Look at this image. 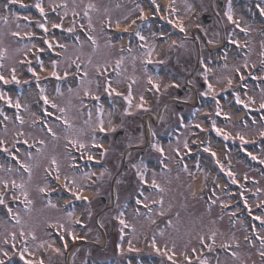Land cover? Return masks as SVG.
<instances>
[{
    "label": "snow or ice",
    "instance_id": "obj_1",
    "mask_svg": "<svg viewBox=\"0 0 264 264\" xmlns=\"http://www.w3.org/2000/svg\"><path fill=\"white\" fill-rule=\"evenodd\" d=\"M16 4H21V6L25 8L28 7L27 5L22 4V0H4L3 8L5 11H8L11 6ZM148 4L150 5L149 10H146L145 7L140 3H137L135 8L132 10L139 13L136 19L131 20V24L136 25V27L132 29L131 32L127 27L123 29L122 34H128L130 39L128 41L127 47L123 45L120 46V55L114 61H109L107 59L103 60V62L99 60L94 61L92 55H89L87 58H85L82 52L85 43L91 47L93 54H95L99 49V44L96 37L97 28L93 23V18L91 15L92 12L99 11V9H97L96 5L93 3H88L87 5L83 6V16H81L80 12L77 11L81 5L78 4L76 0H72L71 4H69L68 0H61V2L58 4L52 3L50 0L48 10L45 9L44 0H36L33 7L38 11L40 19L35 21V28L37 31L43 30V35L37 36V33L31 30L24 31L23 33H21L19 30L7 33L12 37L17 38L18 41H27L23 43L22 47L12 50L11 53L9 48L5 47L3 43V36L5 33L0 32V83L3 85L15 84L21 86L22 88L26 85L31 86L32 84H35L38 97L36 104L39 108V114L32 112L28 105L21 103L20 96H16V98L13 99V97L4 91L3 88H0V100H3L7 105H10L16 110L15 119L13 120L12 117H9L4 113L3 109H0V115L4 116L5 120V123L2 126L4 135H0V150H2L6 156L11 157L18 165L16 168L10 166L5 169L4 165L0 164V169L5 170L9 174L16 173L20 176L19 183L15 178L0 177V206L3 208V215L8 221L14 222L13 229H19L18 231L12 230L10 232L0 234V244L13 249V251L10 253L8 247L0 246V264H14L13 257L15 256H19V258L24 261V264H44L43 258L37 261L34 257L35 251L39 250V248L44 247L45 245H47L46 250L51 249L55 253L62 252L61 247H55L54 242L49 243L48 241H42L41 243L36 244L35 249L30 247V244H35L38 239L36 228L40 225L32 221L31 212L33 200L29 198V190L31 187L34 169L40 168L42 163H46V166L43 167L44 183L43 186H39L37 188V192L46 201L45 206L50 209L59 208V205L53 202L51 199L53 192L56 191V189L51 186L53 183L59 186L60 191L57 193V195L60 199H64L65 196L70 197V199H68L63 205L64 209L66 210L64 212V216L47 218L42 222L43 226L52 229L54 232L61 233L59 238L62 242L63 249H67L68 247V241L64 239V236H70L72 241L86 239V237L78 236L75 231L72 230V225L87 227V225H85L82 220L75 218V202H85L86 205L91 204L89 197L83 193L86 188L90 187L91 184L94 183L91 178L93 175H95V173L91 170L83 171L79 167V160H84L86 162L93 161L95 159V155L92 152L93 148H99L101 150V156H107L109 149L105 148L103 143L98 142V134L115 133L118 127H123L122 124H113L111 119L113 113L111 111L107 113L109 119L106 126L104 104L100 103L101 94L111 98L118 97L125 101L126 107L124 108L122 115H131V110L133 107L145 111L149 110L146 108L147 101L144 94L139 95V103L133 104L135 99L133 94V86L137 83V78L135 76L128 77L130 82L127 84L126 93L118 91L117 88L113 87L114 80L113 76L109 74V67L111 66V71L115 77V83L120 84L122 82L121 77L124 76L126 71L125 60L128 57H131L133 66H135V62L138 57L133 55V53L134 51L138 50L142 53L143 68L145 74L147 75V87L145 90L152 91L155 94H159L161 91L160 78L158 76L148 74L147 65L152 63H163V61L152 60V55L156 50V45L154 43L149 45L148 36L144 35V31L147 29L149 34L154 39L159 38L164 42L170 39V36L166 34L163 29H160L157 32L151 31V19L152 17L160 16L161 5L157 2V0H148ZM255 7L259 12L260 17L264 19V0H259ZM165 10L168 14L162 18L173 28L179 29V31L184 34L185 39H187L188 28L180 16V8L176 6V0H169ZM193 10L194 4L189 3V0H184V11L186 13H191ZM49 11L57 16H60V13L62 12L63 15L60 16V22L51 21L49 19ZM69 13H71L72 22L70 26L65 29L63 19L68 17ZM149 13H151V15ZM131 14L132 12H129L123 17V19L127 21ZM14 15L17 21L23 19L28 21L29 24L32 23V18L30 16L21 17L19 13ZM225 15L227 21L233 26L232 32L225 37L226 44L234 46L237 49L238 54L243 53L244 49H248L250 51L251 49L248 42H242L239 39L234 38V35L236 29H239L240 32L246 36L251 35L252 25L249 24L247 26H242L243 17L235 18L231 0H228V7ZM77 17H80L81 20H87V24H78L76 19ZM137 20H139V24H137ZM0 21H2L5 25L8 24L9 16H0ZM113 23H115L116 28L119 29L121 21L119 19L113 21L110 15L107 16V18L101 23L100 31L104 32L108 29H111ZM77 24L85 36L83 41L80 39V35L77 34ZM49 25H51V29L63 30V32L71 34V38L73 39L74 43L70 46L67 43H61L58 39H48L47 34L50 32ZM16 27L19 29L20 25L17 24ZM196 28L201 31L203 36H208L207 29L201 28L199 24L196 25ZM131 38H135L137 40L135 49L133 47ZM37 39L42 41L43 47L34 42ZM194 39L199 40L200 37L196 36ZM206 43L207 45L219 44V33H213V38L207 39ZM176 45L177 41L173 40L171 42V46ZM179 46L183 47L184 45L181 43ZM199 46L200 49L203 50L205 45L204 43H201ZM70 47L72 49L71 55H69ZM113 47H115V45L112 44L111 38H109L106 43V48L111 49ZM262 48H264V41H262ZM57 49H59V51H57ZM45 52L49 53L47 57V63L43 58ZM30 53L34 57L35 66L33 64V59L28 58ZM16 54H22L24 59H14ZM218 54L224 61V63L220 65L219 69L209 66V64L212 63L210 58L201 56L198 61L200 64V70L198 71L197 75L200 76L203 81L201 86L202 90L198 91V95L201 98L211 97L213 100V110L212 112L205 113L209 123V128H205L202 123L195 124V127L199 131L208 133L209 135L214 133L217 137L221 138L223 142L236 143L238 141L239 146L243 148V150L249 157H251L252 160L259 159L260 163L264 164V159L254 155L252 152H248L247 148L244 147L245 145L256 143L255 140L248 139V135H250L249 132H233L229 130L230 127H235V125L232 123L233 116L230 111L225 110V106L221 103V100L223 99L229 104V106H242V108L245 110V118H241L238 121L242 129L249 128V120L247 117L251 116L253 111L260 115V124L264 125V87L259 88L258 100L255 95H249L250 89L248 84L249 80L254 82L258 81L260 84H264V59H261L260 61V75H256L252 71H248L247 75H245V72L242 71V69H249L247 53H244V62L242 64L233 65L231 68H229L227 63V49H219ZM260 55L261 57H264V51H261ZM6 60H11L13 62L8 69L7 75L4 72ZM18 67H24L30 74L31 79H21L17 75ZM73 68L75 71H70ZM251 68L255 69L256 64H252ZM37 69H39V71ZM89 69L93 71L94 78H90ZM42 73L48 74L42 76ZM70 76L76 83V88H73L71 84H69L67 91L69 94L80 98L77 115H80L85 111L87 115V119L83 121L82 127H77L73 122L74 117L69 115L70 110L74 107L71 104V101L69 100L64 105L57 103L56 99H50L47 86H41L42 80H54L56 82L54 88L55 96L58 99L63 98L64 91L61 88V83H67ZM237 78L239 81L238 83ZM193 82L194 81H189L190 84ZM93 84H95V91L92 88ZM180 87L181 85L175 82H170L163 85L165 92L169 88L179 89ZM81 92L83 93L82 97L80 95ZM230 94L232 95V100L228 101L227 98ZM84 97H88L92 101L96 102L93 107H88L84 104ZM112 103L113 107H115V99L112 100ZM49 106L54 111H49ZM93 108L96 110L95 120H93ZM22 110L29 113L31 125L34 127H41L53 141H59L61 139V137L57 134V131H54L53 127L55 124H59V127L63 129L64 132V161H66V164H62L61 160L56 154H49L47 152L48 145L44 139L37 140L34 137H31L30 133H26L23 130L26 121L24 116L20 115ZM199 111L200 109L195 110L193 113V118H195ZM221 117L223 118L224 126H219L217 123V120ZM183 119V116L178 117V121L181 124L183 123ZM50 120L52 121L51 123ZM8 121H13V123L16 125V128L13 130V134L10 138H6L9 134ZM251 123L252 126L257 124L255 116L251 117ZM184 127L187 128L189 125H184ZM258 135L261 138V142H264V127L259 128ZM152 136L154 138L156 137L155 131L152 132ZM180 143L179 137H177V145H180ZM207 143L208 146L204 147L203 151L209 153L214 158V162L218 166L219 171L226 175V178L231 182V184H239L240 181L236 178L237 174L232 170L231 163L229 162L227 167L225 164L221 163L217 153L213 151L210 146L211 141L209 140ZM9 144L11 147L8 146ZM20 144L26 146V150L23 153L25 157L24 159H21L19 148L17 147V145ZM128 147H132V144L129 143ZM149 148L159 154L157 163L159 166H161L160 174L164 175L167 172H170L171 169L169 168L168 163L165 161H171L173 156L165 154V148L161 142L154 139L149 143ZM182 148L186 150V154H191L193 151V149L189 146L187 139L182 142ZM69 149H73L74 152L78 154V156L74 155L73 151H70ZM172 152L178 157L177 163L182 166L183 171L187 172L190 176H193V179H195L194 174L188 171V165L183 162V157L179 156L181 147L177 146L173 148ZM131 166L133 169H135V174L142 185V187L138 190L139 195L135 198L134 203L137 206L143 205L145 209H148L147 219L152 223H155V221L152 220L151 215L153 209L149 207V203H146V201H150L152 205H156L160 209L159 215L164 216L165 201L163 194L165 193L166 189L161 186L160 183H158L156 179L157 173L155 170L152 171L151 179H149V169L143 159H141L136 164H132ZM196 167L199 169V162H197ZM63 168H66V170H62ZM78 172L79 175H77ZM106 172L107 169H105L104 172H101L100 177L103 178ZM25 176L27 179L24 178ZM62 176L63 180H61ZM243 179L245 181L249 179L247 174L243 176ZM83 181H89L91 183L86 184L83 183ZM253 182L255 183V181ZM143 186H147L151 191L157 192L159 194V199H153L150 196L144 195ZM216 187L219 188V185ZM244 187V184H240L241 189H244ZM211 190L215 191L216 189L214 188ZM247 191L250 192L251 189H247ZM224 192L225 195L230 197L229 201L226 202L219 197L216 199L210 198L208 202L209 211L213 205L217 204L218 201L222 212L223 210L232 206L231 193L227 187H225ZM256 195L257 197L264 195V189L257 188ZM239 196L243 198V204L246 208V211L250 214L252 211V206L248 204L247 198L244 197V191H240ZM11 203H17L18 205L22 204L23 211L28 217L27 220L22 218L20 208L18 207L14 210L11 206ZM117 207H119V203H117ZM125 207H127V205H125ZM239 207L240 201L238 200L235 205L236 210L232 211L231 213H224L229 215L230 219H233V223L238 222L234 218L237 215V211H239ZM257 207L261 208V211L264 212V202L258 204ZM134 211L136 215H140L139 207H136ZM224 214L219 217L220 220L224 219ZM86 215L88 218H91L92 212L90 207H86ZM176 215L178 216L179 213H176ZM123 217L124 212L121 211L117 216L119 224L122 226L120 228L121 233H123L124 229L129 226ZM253 219L259 221L262 230H264V215L254 216ZM65 221L70 222V224L65 226ZM167 223L169 226L172 225L171 220H168ZM209 223L215 224L216 221L210 220ZM101 227H103L102 224ZM254 227L255 225H253V228ZM133 231H135L134 227ZM160 235H163V232H161ZM254 235L256 237L255 241L247 235L244 237V240L252 248L256 247V241H258L259 248L257 249V254L261 259V264H264V234H262L261 231H257L254 233ZM218 237H223V234L218 230H210L208 233L199 234V255H197V247L189 248L187 244L182 250H178L175 241H172L171 249H169L167 243L164 245L163 249H161V247L156 244L155 236H153L151 247L162 258H166L163 264H167V262H171V264H193L194 260L195 264H212L209 257L203 255L205 249L208 253L214 254L216 256L215 264H221L219 254L217 252ZM121 239H123V236ZM17 240H19L21 244L19 249H17ZM234 248L236 250H233ZM219 249L229 254L234 261H239V264H248L247 260H244L240 256L238 251L240 249V241L236 240L235 236L231 237L229 240H222L219 245ZM120 250L121 254L123 255L122 245L120 246ZM129 251L139 252L140 249L133 248L131 246V242H129ZM178 251L183 257L182 261H179L175 258ZM25 254H27V257ZM129 264H131L130 261ZM252 264H255V261H253Z\"/></svg>",
    "mask_w": 264,
    "mask_h": 264
},
{
    "label": "rangeland",
    "instance_id": "obj_2",
    "mask_svg": "<svg viewBox=\"0 0 264 264\" xmlns=\"http://www.w3.org/2000/svg\"><path fill=\"white\" fill-rule=\"evenodd\" d=\"M25 3H35L36 0H22ZM52 3H60L61 0H51ZM69 4L72 3V0H68ZM76 2L78 4L81 5L80 8L77 9V11L80 12V15L83 16V6L87 5L88 3H93L96 5L97 9H99V11L96 12H92V18L93 21H96L97 23L95 24L96 28H97V32H96V37H97V41L99 44V49L98 51L93 54L92 53V49L91 47H89V45L87 43H85L84 48L82 50L85 58H87V56L92 55V58L94 61H101L103 62V60L107 59L109 61H114L116 58H118V56L120 55L119 53V48H120V41L118 39L116 40H112L111 42L113 45H115V47L108 49L106 48V43L109 39V36L106 35L105 32H101L100 31V26L101 23L107 16H111L112 20L115 21L117 19H119L120 21L123 20V22H127V25H129L130 27L134 26L133 24H131V18L135 15H137L138 12L132 11L135 8V4H128V5H115L114 2H112L111 0H76ZM162 2V1H161ZM259 0H250L248 1V4H243L240 3L239 0H231V4H232V8H233V12H234V16L235 18H240L242 17L241 15H243V20H242V26H247L249 24L252 25V32L251 35H241V32L239 29L235 30V35L234 38L236 39H251L253 40V51L250 50V52L248 53L247 57H248V63H249V69H242V71L245 72V75H247L248 71H252L254 74L257 73L258 75H260V61L261 59H264V57H261L260 53L262 51V41H264V36L263 35H259L258 34V30L261 28V18L259 13L257 12V9L255 8L256 3H258ZM49 3L50 0H44V6L45 9L49 8ZM164 3V2H163ZM189 3H193L194 4V10L191 13H186L184 11V0H176V6L180 8V16L183 19L185 25L188 28V40H191V42L194 41V37L195 36H199L198 31H196L194 28H196V25L199 24L202 27L201 24V16L203 13H205L207 10L210 9V6H212V1L211 0H189ZM146 10H149L150 8H148V6H144ZM214 8H216V11L219 12L222 16H223V24H221V27L219 25L220 21L219 20H212L214 21V23L218 24V27H212L210 28V26H207L209 28H205L208 31V35L211 36V38H213V33H219V44L221 42V39L223 37L224 34L221 35L222 33V29L224 30V32H226L227 34L231 33L233 28L231 27L232 25L227 21L226 18V11H227V7L228 4L226 6H224L222 10H219V8H217V5L213 6ZM226 7V8H225ZM162 9V7H161ZM164 10V8H163ZM129 12H132V14L130 15L129 19L127 21H125L123 19V17L125 15H127ZM240 15H239V14ZM161 14L163 15H167V11H162ZM63 13H60V16H62ZM0 16H3V11L0 10ZM60 16H58L59 18H54L55 20L53 22H59L60 21ZM69 16H71V13H69ZM68 16V17H69ZM107 18V17H106ZM64 20H68L69 18H66ZM63 20V21H64ZM78 23H87L85 21L87 20H81L80 17L77 18ZM152 24V28L151 31L155 32V26L157 25V23ZM19 24L20 27L19 29H17L16 25ZM64 27L67 28L69 27V25L65 24L64 21ZM26 27L25 29H23V24L22 23H18V21L15 18H10L8 21V24H4L2 21H0V32L5 33V35L3 36V43L4 46L9 48L10 53L12 50L16 49V48H20L23 46V43L27 42L26 40L24 41H18L17 38L12 37L11 35L7 34L11 31H21V33H23L24 31H28L31 30V26L28 25V21H26ZM230 28V29H229ZM229 29V31L227 30ZM32 31V30H31ZM228 31V32H227ZM144 33L149 34L148 30L146 29L144 31ZM237 33V35H236ZM67 37V39H63V40H71L72 38ZM241 35V36H239ZM146 36V35H145ZM239 36V37H238ZM52 36H49V38H51ZM200 37V36H199ZM221 37V38H220ZM53 38V37H52ZM62 40V43L64 42ZM187 40V41H188ZM67 44H69L70 42H65ZM149 45L151 44H155L156 45V50L153 54L156 55L155 58L159 59V60H169L170 56H168L167 52L169 51V49H165V46L163 43L161 42H157L154 38L152 39V41L148 42ZM199 43L201 44L202 42L199 41ZM73 43L71 42L69 45L71 46ZM181 44V43H180ZM179 44V45H180ZM194 44V45H193ZM193 44L189 43V42H184L183 43V47H180L179 45L177 46V50H179L178 53H176L174 55L175 58H182L181 61L184 63V68L190 70L193 69L195 67V62H193V64H191L190 62H188L187 59L183 58L185 56H194V53H196L195 48V42H193ZM228 51V60L227 63L229 65V68H231L233 65H239L242 64L244 62V58H240L237 60H234V50H232V48L227 47L226 48ZM204 51L206 52V57L207 58H215L217 53L212 50V53H210L209 49H204ZM214 51V52H213ZM72 53V49L70 47L69 49V55H71ZM127 55V54H126ZM133 55L137 56L138 59L135 62V66H133L131 68V66L133 65V62L131 60V57H128L125 60V68L129 67V69L132 70H138L139 67L141 66L142 63V53L139 51H134ZM204 56V55H203ZM211 56V57H210ZM47 63V57H43ZM14 59H18V60H23L24 56L22 54H16ZM154 59V57H153ZM192 60V58H191ZM214 60V59H213ZM219 60H223V59H219ZM212 61L215 65L217 63V65L220 67V65L223 62L221 61ZM207 62V60H206ZM12 61L11 60H6L5 61V68L4 70L6 72H8L9 67L12 65ZM212 63L209 64V66H211ZM252 64H256V68L252 69L251 65ZM63 66V65H62ZM128 70V71H130ZM70 71H75V69H71ZM90 72V78H92V76L94 75L93 71L91 69H89ZM48 73H42L41 75H47ZM126 74V73H124ZM128 78V77H127ZM238 79H237V83H238ZM54 83H56L54 81ZM71 84V86L73 88H76V83L71 79H69L68 83H64L61 84V88L64 91V97L63 98H56V102L60 103L61 105H64L66 102H68L69 100L71 101V104L74 106L71 110L69 115L74 117L73 122L76 124L77 127H82L83 126V121L85 119H87V115H86V111L81 113L80 115H77V109L79 108V104H80V98L76 97L72 94H69L67 91L68 85ZM41 86H46V83L41 84ZM95 85H92L93 90L95 91ZM250 86V91H249V95H255L257 97V99L259 100V89L260 87H264L263 84H261L259 87L257 86ZM81 97L83 96V93L81 92ZM16 96H20L21 99V103L28 105L30 107V110L32 112H36L37 114H39L37 112V110H35V104H36V100L38 99L37 97V89L35 90H31V89H24V87L21 89L16 90V93L13 95V99L16 98ZM228 101L232 100V95H228ZM84 104L87 105L88 107H90L89 104V100L90 98L88 97H84ZM221 103L225 106V110L226 111H230L232 113L233 116V120L232 123L233 125H235L234 128L230 127L229 130L236 132V131H246L249 132L250 135H248V139L250 140H255L256 142H259V145L256 146V148L253 149H248L249 152H252L254 155L260 157L261 159H264V142H261V138L258 135V130L261 127H264V125H261L260 122H258L255 126H252L251 121L249 122V128L248 129H242V127L239 125L238 123V115H240V112L243 111L242 106L240 105H232L229 106L228 103H226L223 99L221 100ZM258 106V105H257ZM209 108H213V103L211 105L208 106ZM109 111V109H107ZM3 111H5V109H3ZM205 112L207 113L208 111L206 109H203L202 111H200V113L202 114V117L205 115ZM253 113V112H252ZM9 117H12L13 120L15 119V113H7L6 114ZM22 116H24L26 124L24 125L23 130L26 133H30L31 137H34L35 139L39 140V139H44L46 144L48 145L47 148V152L49 154H56L58 156V158L61 160V156H63L64 151V144H65V140L63 139V129H61L59 126L54 125V131H57V134L61 137V139L59 141H53L51 139V137L46 134L43 129L41 127H34L31 125V121H30V116L29 113L24 112L22 110L21 114ZM252 116H254L255 114H251ZM95 115H93V120H95ZM109 118H106V123L108 121ZM202 120V118H201ZM203 123V122H202ZM219 124V123H218ZM8 128H9V134L8 137L10 138L11 135L13 134V130L16 128V125L13 123V121H8ZM0 135H4L3 131L0 132ZM191 134H187V133H182L179 134L178 136L174 137L173 143L171 144V155L173 156V152L172 149L179 146L181 147V152L184 151V149L182 148V142L187 139L188 143H190L191 140ZM177 137H179L180 140V145H177ZM199 138H203V134L199 136ZM197 140V139H195ZM142 141V142H141ZM144 139L142 138H132L131 139V144L132 147H128L126 145L121 146L122 149H125L128 147V150H130V152H132L133 150H135L137 147V145L143 144ZM146 147V148H145ZM204 148V147H203ZM212 150L215 152L217 151L218 154H222L221 150V145L215 141H213V144L211 145ZM139 149H146L147 150V146L143 145L142 147H140ZM148 149L149 146H148ZM114 150H121L119 146H117ZM132 150V151H131ZM25 152L21 150V153L23 154ZM94 154L98 155V152H95ZM24 156V155H23ZM231 157V156H230ZM233 159H235V155H232ZM116 158L119 159V157H114L112 159V161L117 160ZM222 159V158H221ZM259 160V159H258ZM223 164H225V166L227 167V164L229 163L228 161H224L223 159L221 160ZM234 164H235V168L233 169V171L237 174V179L240 181L241 177L243 174H248L251 177L257 178L258 173L255 169L250 168L249 166H247L246 164L244 165L242 162H238L237 160H233ZM260 161V160H259ZM65 161L62 160V164H64ZM4 168L7 169L8 167L6 166V164L4 163ZM46 165V163H42L41 166ZM170 167L174 170H171L170 172H167L164 179L162 177V175L160 174L161 172H159L157 174V178L160 181L161 186H163L166 191L163 194L164 195V210H165V215L167 214L168 217H170L172 215V213L176 212L179 213L178 216L171 218L172 221V225L169 226L168 223H165V225L163 226V228L161 230H159L158 232H154L153 236H155L156 238V244L158 246L161 247V249H163L164 245L167 243L169 249H171L172 246V241H175L177 244V249L178 250H182L183 247L187 244L189 248L191 247H197L198 252L197 255L200 254L199 252V248L200 245L198 243V235L199 234H205L208 233L210 230H218L220 233L223 234V237H218L217 239V252L219 254V259L221 260V264H239V261H234L229 254L225 253L224 251H221L219 249V245L222 242V240H229L231 239V237L235 236L236 240L240 241V249L238 250L240 253V256L244 259L247 260L248 264H252L253 261H255V264H261L260 260H259V255L257 254V249L259 248V243L258 241H256V247L252 248L249 246V244L244 240L245 234L243 232V227H242V221L241 220H237L238 222L233 223L230 221V217L227 214H224V219L220 220L219 217L223 214L220 211V204L219 201L217 202V204L213 205L211 210L209 211L208 209V202L209 199L207 197V192H205V195L202 196H197L196 194H194V185H186L187 184H192L193 181H195L198 186H200L199 184H201L202 182H205V184H207V182H210L214 185V183L217 182V177L218 176H214V173H212V171H208L210 172L209 177L211 178L210 180L207 181L208 177L204 174H200V175H195V179H193V177H189L187 178V182H184V178H183V172L177 171L173 165V160H171V164ZM13 168H16L13 166ZM192 167L190 168V165L188 166V170L189 172L193 171L191 170ZM249 169V170H248ZM62 170H66L65 168H63ZM43 171V168H36L34 169V173H33V178L31 181V187L29 190V198L31 200H33V205H32V212H31V217H32V221L35 223H38L40 226H38L36 228V233H37V241L35 242V244H30V247L35 249L36 244L41 243L42 241H48L49 243L54 242V246L55 247H59L56 243L55 240L50 239L48 237V232L44 231V226L42 224V222L47 219V218H54V217H63L64 214L61 213L59 211V209H50L47 208L45 206L46 201L43 199V201L41 202L39 200V195L37 192V188L36 186L39 185H43L40 182V177L39 174L41 175ZM109 174L108 176L114 179V173L111 172V170L109 169ZM96 171H94L95 173ZM39 173V174H38ZM194 173V171H193ZM44 175V172H43ZM96 175V174H95ZM93 175V176H95ZM107 176V177H108ZM200 176H202L200 178ZM204 176V177H203ZM0 177H4V178H15L17 180V182L19 183L20 181V176L17 175L16 173H12L9 174L7 173L5 170L0 169ZM109 177L107 178V181H109ZM25 179H27V177H24ZM205 178V179H204ZM181 179L179 187L177 188V183L178 181ZM201 179H203V181H200ZM213 179V180H212ZM92 180V179H91ZM215 181V182H214ZM225 183L223 182V185ZM108 183L105 185V187L107 188ZM220 189L222 188V186L219 184ZM91 188V187H90ZM199 188V187H198ZM260 188V189H264V181L263 180H259V183L257 185L252 184L251 185V195L248 196L245 194L246 198H248V200L251 201L252 203V207L255 209L257 208L256 205H258L259 203L261 204V202H264V195H260L259 197H257L256 195V189ZM98 188H96L97 191ZM33 190V191H31ZM94 191L92 188L90 189V191H88V196L89 198L94 196ZM107 191V189L105 190ZM177 191V192H176ZM236 190H232L230 193H235ZM158 194V193H157ZM236 194L239 195V193L236 192ZM18 195V193H17ZM159 195V194H158ZM155 196V197H158ZM111 196V192L109 190V193L107 194V197L110 198ZM217 197H219L220 199L224 200V201H229L230 198H228L227 196H225L223 198V196L221 194H215L214 196H211V199H216ZM7 198V197H6ZM235 200V198L231 197V201ZM60 204H62L60 202ZM59 205V204H58ZM20 208L21 211V216L22 218H24L25 220H27V216L25 214V212L23 211L22 205H17L16 207H14L13 209H17ZM60 207V206H59ZM2 208V206H1ZM98 209V208H97ZM86 211V208H85ZM84 210L79 211L78 215L76 216L75 213V218H77L79 215H81L83 212H85ZM96 211V210H95ZM115 211V210H114ZM159 211L157 210L154 212V218L158 219V222H161V219L163 216L159 215ZM232 211H228L226 213H231ZM109 215H112L111 211L106 212ZM117 214V212H114ZM84 215V214H82ZM153 215V214H152ZM116 217V216H114ZM135 220V219H132ZM170 220V219H169ZM210 220H215L216 223L215 224H210L209 221ZM110 219H106L105 220V224L107 222H109ZM100 224L99 226H101V224H103L102 219L99 220ZM148 222L149 220L145 221L143 224L145 225V228L143 230H146V227H148ZM151 222V221H150ZM13 223L14 222H10L5 220V217H0V234H4L6 232H10L12 230H16L18 231L19 229H13ZM70 224V222L65 221V226H68ZM96 224V223H95ZM97 226V224H96ZM98 227V226H97ZM97 227L92 226V228L94 229V233H93V239L95 241L100 239L101 233L99 232V230L97 229ZM111 227H115L117 229L118 226L117 225H113ZM90 228L87 229V234H91V230H89ZM141 229V228H140ZM256 228L254 227L253 230H255ZM163 232V235H160V233ZM84 233V231H83ZM262 233L264 234V230H262ZM79 234V233H76ZM86 234V231H85ZM141 231H138L136 233V235H134L133 240L135 242V244L141 245ZM153 239V237H152ZM254 241L256 239H253ZM112 239L109 241V245H111ZM129 242H131V245H133V241L131 239L129 240H125V243L123 244V246H126L127 248H129ZM17 249L20 248L21 244L20 241L17 240ZM113 244V243H112ZM149 244V241L145 242V251L149 252L147 245ZM0 246H4L2 244H0ZM4 247H8V246H4ZM73 248H76L77 246H72ZM47 245H45L44 247L39 248V250L35 251V257L37 260L43 258V260L45 261L46 264H51V260L50 259H57L59 262H63L65 260L64 255L62 252L61 253H55L54 251H52L51 249H47ZM72 248V249H73ZM100 248V249H98ZM97 250H95V254L90 253V250L93 249H89L88 246H84L82 248L79 249V251L77 250V252L74 254V258L72 259V264H74L73 262L78 260V262H81L83 264H95L93 263V261L89 262V260L86 257V254H91L94 257H97L98 254L100 252H103V248L98 247ZM9 252L11 253L13 251V249H11L10 247H8ZM112 250V249H111ZM109 250V251H111ZM233 250H236L235 248ZM74 251V250H73ZM150 253V252H149ZM191 254V253H190ZM203 255H206L209 257V259L211 260L212 264H215L216 261V256L214 254H210L207 252V250L205 249L203 252ZM37 256V257H36ZM179 261L183 260V257L179 254V251L177 253ZM32 258V257H30ZM131 264H135L134 260L130 261ZM137 264H162L161 261L158 262H146V261H142L138 262ZM169 264H171V262H169ZM195 264V262H194Z\"/></svg>",
    "mask_w": 264,
    "mask_h": 264
},
{
    "label": "bare ground",
    "instance_id": "obj_3",
    "mask_svg": "<svg viewBox=\"0 0 264 264\" xmlns=\"http://www.w3.org/2000/svg\"><path fill=\"white\" fill-rule=\"evenodd\" d=\"M168 2H169V0H165V3H168ZM121 26H122V27H121ZM120 27H121V28H124L123 25H120Z\"/></svg>",
    "mask_w": 264,
    "mask_h": 264
}]
</instances>
